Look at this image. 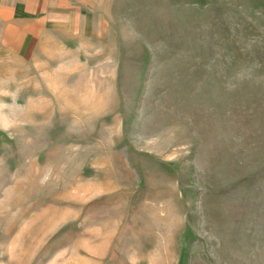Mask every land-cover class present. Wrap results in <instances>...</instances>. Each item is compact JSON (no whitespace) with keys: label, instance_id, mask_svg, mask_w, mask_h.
<instances>
[{"label":"rangeland","instance_id":"1","mask_svg":"<svg viewBox=\"0 0 264 264\" xmlns=\"http://www.w3.org/2000/svg\"><path fill=\"white\" fill-rule=\"evenodd\" d=\"M115 224L101 264H264V0H116L0 64V264Z\"/></svg>","mask_w":264,"mask_h":264},{"label":"crops","instance_id":"2","mask_svg":"<svg viewBox=\"0 0 264 264\" xmlns=\"http://www.w3.org/2000/svg\"><path fill=\"white\" fill-rule=\"evenodd\" d=\"M115 3L116 0H0V64L30 54L49 33L92 36L93 30L108 20ZM107 229L108 232H84L80 242L84 240L88 263L101 264L109 256L120 227L115 224Z\"/></svg>","mask_w":264,"mask_h":264}]
</instances>
